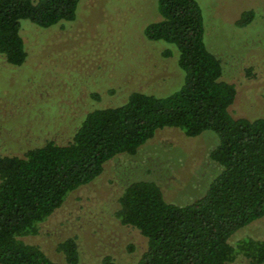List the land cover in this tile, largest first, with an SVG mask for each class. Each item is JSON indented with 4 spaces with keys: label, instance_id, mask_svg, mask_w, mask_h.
<instances>
[{
    "label": "trees",
    "instance_id": "1",
    "mask_svg": "<svg viewBox=\"0 0 264 264\" xmlns=\"http://www.w3.org/2000/svg\"><path fill=\"white\" fill-rule=\"evenodd\" d=\"M78 3L0 0V54L7 63L22 65L28 52L21 20L42 28L72 21ZM156 7L161 18L146 23L143 34L175 47L179 77L173 91L159 96L133 90L119 104L98 106L100 91L94 89L85 100L89 105L69 121L66 140L42 136L22 152L0 146V264H61L25 237L36 235L67 195L98 177L109 159L134 154L165 127L187 136L214 133L217 143L209 156L220 172L200 196L184 204L166 200L154 180L129 182L114 216L146 238L139 258L122 262L105 254L83 263L78 238L71 235L57 244L64 264H228L238 255L253 264L264 262V237L230 242L238 229L264 216V117L230 113L236 87L222 78L220 59L205 45L198 1L156 0ZM254 15L246 9L236 24L246 25ZM171 45L162 48L164 57L174 55Z\"/></svg>",
    "mask_w": 264,
    "mask_h": 264
},
{
    "label": "rangeland",
    "instance_id": "2",
    "mask_svg": "<svg viewBox=\"0 0 264 264\" xmlns=\"http://www.w3.org/2000/svg\"><path fill=\"white\" fill-rule=\"evenodd\" d=\"M197 1L205 45L220 59L222 78L236 87L230 113L264 117V0ZM246 9L254 10V18L238 26L236 20ZM158 18L156 0H79L72 21L42 28L21 20L25 62L14 66L0 54V146L22 152L42 136L66 140L69 121L89 105L85 100L94 89L100 91L98 106L119 104L133 90L159 96L173 91L179 77L175 47L146 40L143 34L145 24ZM170 45L175 53L164 57L162 48ZM216 143L210 131L187 136L175 127L157 130L134 154L109 159L98 177L69 193L38 233L25 240L39 244L61 264L57 244L71 235L78 238L83 263L105 254L136 261L146 238L114 216L124 186L154 180L166 200L189 202L221 170L209 156ZM245 236L264 237V216L238 229L230 242ZM228 264L253 263L238 255Z\"/></svg>",
    "mask_w": 264,
    "mask_h": 264
}]
</instances>
